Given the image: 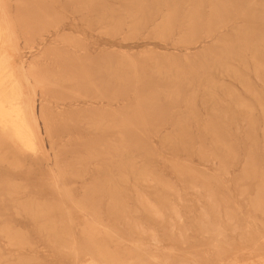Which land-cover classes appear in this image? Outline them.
I'll list each match as a JSON object with an SVG mask.
<instances>
[{
  "label": "rangeland",
  "instance_id": "374dc122",
  "mask_svg": "<svg viewBox=\"0 0 264 264\" xmlns=\"http://www.w3.org/2000/svg\"><path fill=\"white\" fill-rule=\"evenodd\" d=\"M0 119V264H264V0H0Z\"/></svg>",
  "mask_w": 264,
  "mask_h": 264
},
{
  "label": "bare ground",
  "instance_id": "6f19581e",
  "mask_svg": "<svg viewBox=\"0 0 264 264\" xmlns=\"http://www.w3.org/2000/svg\"><path fill=\"white\" fill-rule=\"evenodd\" d=\"M242 1V0H241ZM250 9V8H249ZM248 9V10H249ZM244 10V9H243ZM212 12V11H211ZM239 31H237V33H238ZM236 33V34H237ZM247 35V34H246ZM242 36V35H241ZM244 43V42H243ZM228 44V43H227ZM245 109V108H244ZM31 111V110H30ZM30 115H31V112H30ZM32 116V115H31ZM1 120V119H0ZM2 120H4V119H2ZM33 123V122H32ZM34 125V124H33ZM33 128V127H32ZM33 131H34V129H33ZM28 136V135H27ZM38 137V136H37ZM62 190V189H61ZM83 201V200H82ZM81 209V208H80ZM96 211V210H95ZM128 213V212H127ZM134 213V212H133ZM148 214V213H147ZM118 215V214H117ZM91 216H95V215H91ZM100 216V215H99ZM122 217V216H121ZM91 218V217H90ZM225 218V217H224ZM94 219V218H93ZM123 219V218H122ZM206 219H208L207 217H206ZM88 220V219H87ZM205 220V219H204ZM207 221V220H206ZM94 222V221H93ZM138 222V221H137ZM97 223V222H96ZM122 223V222H121ZM117 224V223H116ZM160 224V223H159ZM95 225H97V224H95ZM99 225V224H98ZM114 226V225H113ZM135 226V225H134ZM132 228H133V226H132ZM133 230V229H132ZM131 230V231H132ZM130 231V232H131ZM169 231V230H168ZM135 232H136V230H135ZM143 232V231H142ZM132 233V232H131ZM138 233V232H137ZM142 234H144V233H142ZM115 235V234H114ZM149 239H151V238H149ZM137 242V241H136ZM136 249V248H135ZM130 252V251H129ZM151 260V259H150Z\"/></svg>",
  "mask_w": 264,
  "mask_h": 264
}]
</instances>
